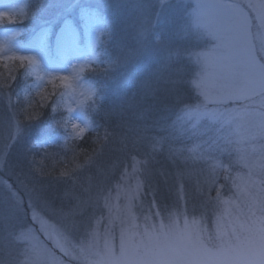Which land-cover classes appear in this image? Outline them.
<instances>
[{
    "label": "rangeland",
    "instance_id": "1",
    "mask_svg": "<svg viewBox=\"0 0 264 264\" xmlns=\"http://www.w3.org/2000/svg\"><path fill=\"white\" fill-rule=\"evenodd\" d=\"M34 3L0 0V14L13 19H0V264H264V0ZM115 48L135 68L161 66L151 94L167 87L199 97L179 116L206 135L186 153L193 159L142 171L146 149L125 151L112 168L98 148L77 159L85 132L68 129L53 102L83 105L71 120L88 124L98 90L83 74L97 60L121 59ZM217 162L226 183L224 171L211 175ZM155 174L161 190L147 194ZM209 189L235 206L218 209ZM173 209L180 219L170 224ZM200 216L203 224L192 223Z\"/></svg>",
    "mask_w": 264,
    "mask_h": 264
},
{
    "label": "trees",
    "instance_id": "2",
    "mask_svg": "<svg viewBox=\"0 0 264 264\" xmlns=\"http://www.w3.org/2000/svg\"><path fill=\"white\" fill-rule=\"evenodd\" d=\"M41 2L42 0H36L34 6ZM130 10L132 11L131 8ZM126 12L132 16L127 10L119 12L118 16L123 31L127 32L130 25L128 21H124ZM118 39L120 34L113 38L114 47H117ZM119 51L115 48L112 53L117 52L121 59L112 54L111 57H115L114 62H107L106 58L97 60L91 65L92 70L89 71L88 68L83 74L87 84L91 83L92 78L98 91L97 101L88 115L92 130L74 147L80 151L77 159L86 161L98 148L105 151L104 167L112 168L111 162L113 165L117 159L118 163L125 162V151L139 155V149H146L148 164L154 169L161 170L163 167L170 169L182 164L189 154H186L188 150L205 140L202 138L206 136L204 132L200 134L192 123L187 121L182 124L180 121L183 118L182 113L191 111L199 105V97L191 95L186 98L183 93L174 95L175 93L168 92L167 87L166 90L159 89L151 94L153 89L148 83L157 64L150 67L142 63L141 68H135L134 62L128 63L126 57L120 55ZM144 55L145 53L140 57L141 61L145 60ZM168 107L172 112L168 116L169 121L166 118ZM180 115L182 117L179 119ZM103 156L99 157L98 161L103 159ZM224 175L225 172L221 181L226 183ZM162 181L163 178L159 174L151 176L147 181V194L159 193Z\"/></svg>",
    "mask_w": 264,
    "mask_h": 264
},
{
    "label": "clouds",
    "instance_id": "3",
    "mask_svg": "<svg viewBox=\"0 0 264 264\" xmlns=\"http://www.w3.org/2000/svg\"><path fill=\"white\" fill-rule=\"evenodd\" d=\"M2 54L4 55H8V51L5 50ZM89 71L92 70L91 68L88 69ZM28 71V70H26ZM37 95L39 94V92L37 91L36 93ZM68 93L65 91V92H61L59 93V96L60 97H63L64 95H67ZM93 97V100H95V90H93L91 93H90ZM202 102V101H200ZM83 105H78L76 109H73V108H70L69 106H66L65 104L63 103H57L56 101L53 102V106H52V111L53 113H56V112H64L66 113V115H64V117L62 119L65 120L66 122V125H67V128L68 129H71V127L73 125H78L79 127H83L85 129V135L88 134V132H91L92 128H91V122H89L88 124H85V125H80L78 122L76 121H72L71 120V113L73 111H77L79 110L80 108H82ZM80 139H83V137H80ZM71 140L72 143H75L76 141V138L72 137L71 134H69V137H68V141ZM193 155L190 153L188 157H185V159H193ZM135 159V158H134ZM140 162V169H138V171H142L143 168H146L147 165H148V161L147 160H139ZM142 166V167H141ZM219 171H224L225 172V175H224V180H229V177L228 175L226 174L227 173V166H221L218 162L214 165L213 167V171L211 172V175L213 176H217L218 177V174H219ZM213 183H215V181H213ZM137 188L138 189H143V185L142 183L138 180L137 181ZM235 192L237 193V195H241V190L239 188H235L234 189ZM197 191H202V189L197 186ZM207 199L209 201H213L216 205V207L218 209H224L226 206H229V205H232V206H235V201L233 200V198L231 196H224L222 194V192H218L215 196H212L211 195V189H209L208 191V194H207ZM167 219H168V222L170 224H174L177 222L178 219H180V213L178 210L176 209H173L172 211H170L168 214H167ZM192 220V223L194 224H203L204 220H205V217L203 216H200V217H192L191 218Z\"/></svg>",
    "mask_w": 264,
    "mask_h": 264
},
{
    "label": "snow or ice",
    "instance_id": "4",
    "mask_svg": "<svg viewBox=\"0 0 264 264\" xmlns=\"http://www.w3.org/2000/svg\"><path fill=\"white\" fill-rule=\"evenodd\" d=\"M3 18H7L10 22L13 21L12 16H8L7 14H0V19H3ZM10 59H12V60H23V59H25V58H21V57H10ZM28 63H30V64H35V61L29 59V60H28ZM59 79H60L61 81H63L64 83H67V78L60 77ZM73 131L76 133V136H77V137H80V136H82V135L84 134L85 129L79 127L78 125H73Z\"/></svg>",
    "mask_w": 264,
    "mask_h": 264
}]
</instances>
